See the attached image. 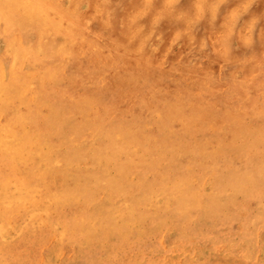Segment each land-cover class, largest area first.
Returning a JSON list of instances; mask_svg holds the SVG:
<instances>
[{
  "label": "bare ground",
  "instance_id": "1",
  "mask_svg": "<svg viewBox=\"0 0 264 264\" xmlns=\"http://www.w3.org/2000/svg\"><path fill=\"white\" fill-rule=\"evenodd\" d=\"M189 2L177 15L178 0L160 12V0H0V20L23 16L57 48L44 55L52 67L35 56L29 74L11 70L20 95L11 89V103H0L1 187L45 160L43 200L57 211L48 223L62 227L72 264H167L155 261L149 234L159 233L194 248L182 264H214L219 243L245 257L255 238L261 258L246 257L264 264V235L255 233L264 232V51L256 50L264 0ZM22 34L11 26L5 45L19 47ZM32 84L43 86L38 103L53 105L49 115L34 100L31 118L15 114L32 103ZM9 203L33 214L22 230L41 225L33 196ZM10 225L19 227L1 212L0 264H36L24 248L11 247L23 259L7 257ZM37 229V245L47 244Z\"/></svg>",
  "mask_w": 264,
  "mask_h": 264
},
{
  "label": "rangeland",
  "instance_id": "2",
  "mask_svg": "<svg viewBox=\"0 0 264 264\" xmlns=\"http://www.w3.org/2000/svg\"><path fill=\"white\" fill-rule=\"evenodd\" d=\"M122 1L123 0H109V4L114 7V5H117L118 3H120L121 5L125 1L129 0H125L124 2ZM193 4L190 3L189 0H178V8L180 9L183 5H185V8L190 9L192 8ZM89 7L90 6L88 4L82 5L81 12H90ZM258 7V3H255L253 6L254 9H257ZM6 15H9V13ZM239 24H241V29L246 26L244 17L239 19ZM11 26L14 27V30H19L23 33V39L19 47H7L5 45L8 39V29L11 28ZM36 26L37 25L35 23L23 18V16L20 17L18 14L16 15V13L9 16H3V18L0 20V103L2 104L4 102H6L8 105L11 103L10 97L13 92H15L17 95H20V92L17 90V88L12 85L11 70L24 71V73L29 74L31 72L32 67L35 66V56H41L44 60V55L52 54V52L57 49L55 47L52 50V47L50 45L46 46L41 43V40L35 35ZM206 26L207 25L200 28L199 32H202ZM93 28L94 30H98V27L96 25L93 26ZM61 39L62 37H59V41H61ZM61 43H63V40L60 42V44ZM212 47L214 50L217 51L221 49L218 41L214 42L212 44ZM256 50L259 52L264 51V41H262V39L260 38H258L256 42ZM71 57V55L67 56V64L70 63ZM55 62L57 61L51 58L47 60L45 64L47 67H52L55 65ZM24 83L28 85L31 84L29 80L25 79ZM48 86L50 89L52 88L50 84H48ZM42 88V85L37 86L32 84V87L30 88V90L32 91V96L30 99L28 98V100H31L32 103L24 110V112V103H20L22 113L20 112V110H17L15 114L20 113L23 116H26V118H31V111L34 110V100V102L38 104L41 116L49 115L53 111V105L51 106L38 103V101H45L41 100L38 95ZM11 89L13 90V92L10 91ZM67 90L71 91L70 89H66V91ZM3 122V117H0V124H2ZM97 132H99V129L97 130ZM43 142H49L48 137L43 139L42 143ZM45 163L46 162L44 159H36L35 161H33V163H27L25 166H23L24 168L22 169V171H18V174L20 173L19 176H16L15 178L9 177L8 180L4 178L3 182H6V186L2 185L1 187L0 183V213L2 212L3 214L8 215L9 218L15 220L16 224L19 225L18 228L12 227V225H10L9 228H6L5 234L7 239L4 238L3 242L4 247H6L5 252L9 254L7 255L9 259L22 258L23 256H18L14 252V250L11 249V247L24 248L26 252L28 251V254H38V257L36 258V262H38H35L36 264H47L49 258V260L52 259V264H72L69 261L73 255L72 249L69 248L68 244L61 242V237L63 238L62 227H59L60 225H58L57 227L51 228L48 223L49 213L51 212V216H56L57 211L54 208H50V210H48V208L46 207L47 201L43 200L44 194L46 192V185L50 183V177L45 175L47 173H44V171H42V168ZM73 167L77 170L81 169L83 171L82 167L79 165L73 164ZM110 172L111 174H113L112 169H110ZM4 175L6 174L3 173V176ZM32 192L34 194L30 195L29 193ZM29 196H33V198H35L38 202V205L35 209L41 221L42 228H40L41 225L36 226V223H34L31 229L22 230L23 224L24 222H26L25 219H28L29 215L33 214L24 207L19 209H13L9 208L8 205H10V201L23 202ZM262 206L264 207V203H261L258 208L262 210ZM259 209H256L257 216H261L262 214V211ZM32 210H34V208ZM37 227L43 230L44 234L47 233V236H49L47 244L40 243L39 245H37L35 238V234L38 230ZM255 233L257 236L260 234L264 235V232H261L259 230H256ZM149 237L159 245L160 251L155 255L157 257L155 260L157 263L165 261L168 262L167 264H182L185 258L190 255V253H196L193 247L183 244L178 240H171L167 238V236L163 233H159L157 235L149 234ZM243 249L245 250L244 255L248 256L249 254L252 259L261 258L262 250L260 249L259 239L255 238L249 245H247ZM232 250L233 248L230 245L225 246L224 244L219 243L217 244V247L214 250L215 256L212 257L210 261H212L214 264H250L249 258L246 256H237L236 258V256L234 257L232 254H229L234 253V251L232 252ZM49 251L54 252V254H47V252ZM124 255L127 256L128 259L132 257L131 254L126 255L125 252ZM148 261L149 260L145 259V264H147ZM23 263H26V261Z\"/></svg>",
  "mask_w": 264,
  "mask_h": 264
},
{
  "label": "clouds",
  "instance_id": "3",
  "mask_svg": "<svg viewBox=\"0 0 264 264\" xmlns=\"http://www.w3.org/2000/svg\"><path fill=\"white\" fill-rule=\"evenodd\" d=\"M166 2V0H160V8L158 9V12L163 11L164 10V3ZM145 3L147 4H151L153 5V7L156 5V0H145ZM211 10V8L209 7V11ZM181 12V10L179 8L176 9V13L177 15Z\"/></svg>",
  "mask_w": 264,
  "mask_h": 264
}]
</instances>
